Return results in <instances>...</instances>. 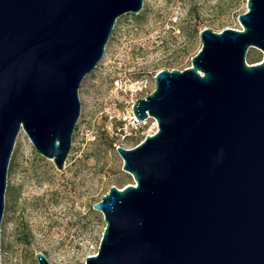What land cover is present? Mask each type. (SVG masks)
Wrapping results in <instances>:
<instances>
[{"label":"water","instance_id":"1","mask_svg":"<svg viewBox=\"0 0 264 264\" xmlns=\"http://www.w3.org/2000/svg\"><path fill=\"white\" fill-rule=\"evenodd\" d=\"M143 0H0V227L7 171L23 132L64 168L78 90L121 16ZM240 30L199 32L184 70H160L132 104L157 131L118 148L134 180L112 186L98 251L84 264H264V0H246ZM250 49L262 59L247 64ZM38 264H50L42 253Z\"/></svg>","mask_w":264,"mask_h":264},{"label":"rangeland","instance_id":"2","mask_svg":"<svg viewBox=\"0 0 264 264\" xmlns=\"http://www.w3.org/2000/svg\"><path fill=\"white\" fill-rule=\"evenodd\" d=\"M245 11L246 0H143L139 14L117 19L102 60L78 90L80 114L64 168L37 156L23 132L15 141L0 264H38L37 253L50 264H84L97 253L105 224L93 205L110 187L135 184L117 149L134 148L157 131L153 119L130 121L132 104L152 92L158 71L190 66L201 30H240ZM250 56L262 58L255 49Z\"/></svg>","mask_w":264,"mask_h":264},{"label":"trees","instance_id":"3","mask_svg":"<svg viewBox=\"0 0 264 264\" xmlns=\"http://www.w3.org/2000/svg\"><path fill=\"white\" fill-rule=\"evenodd\" d=\"M251 50V49H250ZM250 50L248 51L247 55H246V58L248 59L249 63L250 64H255V63H258L261 61L262 58L260 59H253L251 56H250ZM35 156V155H34Z\"/></svg>","mask_w":264,"mask_h":264},{"label":"bare ground","instance_id":"4","mask_svg":"<svg viewBox=\"0 0 264 264\" xmlns=\"http://www.w3.org/2000/svg\"><path fill=\"white\" fill-rule=\"evenodd\" d=\"M115 86L119 87V83H116ZM130 121H132V123L134 124L135 121V117L133 115H131ZM136 124V123H135ZM156 125V124H155Z\"/></svg>","mask_w":264,"mask_h":264},{"label":"built area","instance_id":"5","mask_svg":"<svg viewBox=\"0 0 264 264\" xmlns=\"http://www.w3.org/2000/svg\"><path fill=\"white\" fill-rule=\"evenodd\" d=\"M142 87H144V86H142ZM142 87H138V89H139V90H141V89H142Z\"/></svg>","mask_w":264,"mask_h":264}]
</instances>
